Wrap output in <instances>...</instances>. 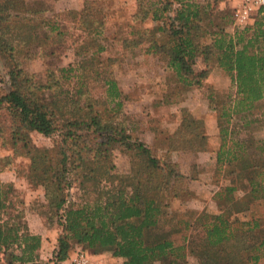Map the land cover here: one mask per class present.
<instances>
[{
  "label": "rangeland",
  "instance_id": "obj_1",
  "mask_svg": "<svg viewBox=\"0 0 264 264\" xmlns=\"http://www.w3.org/2000/svg\"><path fill=\"white\" fill-rule=\"evenodd\" d=\"M24 1L28 11L41 12H27L29 18L21 24L26 26L22 31L12 28L0 33L4 38L17 35L19 39L15 57L0 55V94L11 86L10 68L20 69L21 76L31 78L36 84H48L51 78H58L54 88L37 91L40 99L52 103L56 112L70 119L87 120L96 115L101 123L121 125L126 128V134L143 142L159 161L167 162L169 167L182 174L167 185L162 184L157 193L165 196L162 199L167 201L166 210L175 219V226H181L180 218H206V214L230 210V203H224L215 194L221 187L233 184L238 187L234 193L244 197L250 205L248 211L229 218L256 219L259 229L254 233L259 238L264 237V202H252V197L246 195L250 186L243 175L245 171L240 172L244 157L233 164H218L216 159L222 141L219 128L225 124L229 132L231 128L235 131L237 138L251 140L250 148L260 165L261 154L253 141L264 138V98L256 101L248 113H236L231 119L229 114L220 119L224 110L230 109V100L237 94L230 75L217 64V53L213 51L207 59L203 55L195 58L193 68L196 74L209 69V74L199 84L187 87L176 79L165 60L148 50L151 40L158 44L167 43L169 35L159 28L161 25L168 28V19L164 16L169 12L155 19L153 11L169 0H89L91 3L86 12L88 21L92 20L91 27L82 20L84 0ZM199 1L207 4L199 23L201 43L212 42L216 36L213 32H232L236 2ZM177 6L180 4L173 2V7ZM144 11H147L145 18ZM259 16L264 17V9L260 14H253L248 24H254ZM53 24H57L59 29L51 31ZM96 25L99 31H95ZM130 40H140L141 43L131 46L128 45ZM80 63L87 71L78 70ZM107 68L123 92L121 105H115L119 99L107 98L103 82V69ZM82 71H85L83 75ZM186 115L202 122V140L199 136L189 138L188 134L187 139L175 142L174 133ZM8 124L7 111L1 109L0 182L7 185L9 207L2 210L0 217L13 223H25L29 231L40 235L41 242L34 261L13 259L12 255L19 253L14 245L7 249L3 264H53V251L61 231L60 210L50 200L51 194L42 184L43 176L34 171V166L41 170L40 156L47 154L53 157L51 169L54 172L59 170L57 158L63 146L61 136L44 135L34 130L23 133L20 138L19 134L12 136ZM80 132L82 136L78 145L69 147L67 152L76 155V151L83 147L86 160L84 166L71 168L69 172L71 183L64 185L62 190L67 198L66 204L78 206L87 200L92 202L100 197L99 193L110 196L123 187L130 192L132 188L127 186L129 178L125 175L138 164L133 157L135 150L122 146L120 142H112L103 144L100 151L95 152L94 146L100 140L98 132ZM229 144L230 134L226 146ZM35 156L40 160L39 164H34ZM91 168L96 169L102 181L93 182L87 179L90 176L82 177ZM161 180L162 177H156L157 182ZM195 231L194 227L189 234ZM249 237H246V244H250ZM78 249L84 250L81 245L74 244L69 254ZM85 250L99 255L104 264H123V259L113 258L110 250ZM255 253L252 247L241 249L235 254V262L249 264L250 256ZM187 261L188 264H199L192 253L187 255ZM259 264H264V258Z\"/></svg>",
  "mask_w": 264,
  "mask_h": 264
},
{
  "label": "trees",
  "instance_id": "obj_2",
  "mask_svg": "<svg viewBox=\"0 0 264 264\" xmlns=\"http://www.w3.org/2000/svg\"><path fill=\"white\" fill-rule=\"evenodd\" d=\"M173 2L180 6L173 7ZM199 2L169 0L154 10L155 19L162 17L164 12H169L164 16V19H168V28L162 25L159 28L169 36L164 44L151 40L148 50L165 60L169 71L187 87L199 84L200 80L209 74L207 68L197 74L194 72L195 58L203 55L204 59H207L212 51L217 53V64L230 75L237 94L230 100V109L224 110L220 119L229 114L231 119L236 113H248L256 101L264 98V17L259 16L254 24H240L234 19L232 32H213L216 36L212 42L203 44L200 42L199 23L203 19L207 4ZM90 3L91 1L84 0L81 9L84 16L82 20L88 27H91L92 23V20L88 21L86 12ZM263 9L264 6L258 14ZM27 12L38 14L41 11H28L24 0H0V33L12 28L22 31L26 26L21 24L29 18L26 16ZM145 17L147 11L143 12V18ZM94 28L99 31L98 25ZM54 29H59L57 24H53L50 30ZM128 42L131 46L141 43L140 40ZM18 46L17 35L10 38L0 35V55L15 57ZM78 67V70H85V65L83 67L81 63ZM85 71H82V75ZM103 71L107 98L119 99L115 105H121L123 92L116 78L110 75L108 68ZM21 73L20 69L10 68L8 74L11 86L7 92L0 94V110L7 111L8 127L12 130V136L19 134L22 138L23 133L34 130L44 135L58 134L63 145L57 158L59 170L54 172V169H51L53 157L47 154L40 156L43 165L41 170L34 166V171L43 176L42 184L51 194L50 200L60 210L61 231L53 251V264H63L74 244L81 245L84 250H110L114 257L123 259V264H188L189 253L197 257L199 264H234L235 254L248 247L256 250V253L250 256L249 264H259L264 258V237L261 239L254 233L259 229V222L254 218H229L249 210L248 201L234 193L238 189L236 185L221 187L215 194L216 198L222 199L224 203H230V210L206 214V218H180L181 226H175V219L170 217L166 210L168 204L163 200L165 196H158L157 193L170 180L182 177L178 170L169 167L167 162L159 161L143 142L126 134V128L121 125L101 123L96 115L87 120L64 118L56 112L52 103L41 100L37 94L38 90L54 88L59 79L51 78L48 84H36L31 78L21 76ZM201 123L190 116H184L174 133L175 142L187 139L188 134L189 138L199 136L202 140L204 137L201 133ZM82 130L98 132L100 140L94 146L95 152L100 151L103 144L112 142H120L122 146L135 150L136 155L133 157L139 166L137 164L125 175L129 178L127 186L132 188L130 192L123 187L116 189L110 196L99 193L100 197L92 202L87 200L78 206L66 204L67 198L62 194V190L71 183L69 172L71 168L84 166L86 160V154L82 153L83 147L76 151V155H69L67 149L78 145ZM219 134L222 141L216 154L217 163L233 164L244 157L240 172L245 171L243 175L250 186L246 195L252 197V202H264L261 201L264 200V138L253 141L255 149L261 154L259 165L250 148L249 138H237L235 131L231 128L229 132L225 124H221ZM229 134L230 144L226 146ZM33 162L39 164L40 160L35 156ZM85 176H90L87 179H92L93 182L102 181L95 168L82 174V177ZM157 176L162 177L160 182L156 181ZM173 197H176V194H173ZM7 198V185L0 182V214L3 209L5 211L9 207ZM194 227L195 233L189 234ZM248 236L250 244H246ZM40 242V235L29 231L25 223H13L0 217V253L3 254L4 262L7 249L14 245L18 247L19 253L13 254V259L20 262L34 261Z\"/></svg>",
  "mask_w": 264,
  "mask_h": 264
},
{
  "label": "built area",
  "instance_id": "obj_3",
  "mask_svg": "<svg viewBox=\"0 0 264 264\" xmlns=\"http://www.w3.org/2000/svg\"><path fill=\"white\" fill-rule=\"evenodd\" d=\"M264 6V0H236L234 7V19L236 23L248 24L253 19V14L257 13ZM3 254L0 253V264H3ZM65 264H104L99 255L78 249L71 254Z\"/></svg>",
  "mask_w": 264,
  "mask_h": 264
},
{
  "label": "crops",
  "instance_id": "obj_4",
  "mask_svg": "<svg viewBox=\"0 0 264 264\" xmlns=\"http://www.w3.org/2000/svg\"><path fill=\"white\" fill-rule=\"evenodd\" d=\"M234 2H236V0H233ZM113 258H114V256H113Z\"/></svg>",
  "mask_w": 264,
  "mask_h": 264
}]
</instances>
